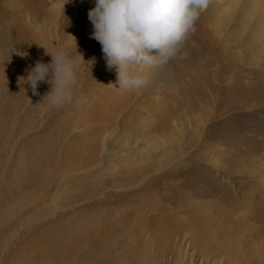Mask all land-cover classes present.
<instances>
[{
	"label": "rangeland",
	"instance_id": "374dc122",
	"mask_svg": "<svg viewBox=\"0 0 264 264\" xmlns=\"http://www.w3.org/2000/svg\"><path fill=\"white\" fill-rule=\"evenodd\" d=\"M94 6L0 0V167L16 157L11 179L0 168V264H98L85 259L95 241L104 264H187L193 250L264 264V1L210 0L183 59L136 66L139 89L119 88L90 38ZM44 47L78 66L59 108L44 101L49 85L33 95L25 80L50 61ZM108 134L127 150L124 175L90 170ZM153 136L163 144L129 157Z\"/></svg>",
	"mask_w": 264,
	"mask_h": 264
},
{
	"label": "clouds",
	"instance_id": "9594fccd",
	"mask_svg": "<svg viewBox=\"0 0 264 264\" xmlns=\"http://www.w3.org/2000/svg\"><path fill=\"white\" fill-rule=\"evenodd\" d=\"M210 0H95L88 12L90 38L102 47L109 71L115 69L121 89H139L147 78L135 71L138 65L157 66L183 59V45ZM43 47V46H42ZM48 63L38 60L26 69L25 80L33 95L49 85L44 101L59 108L71 103L78 84L75 59L62 51H49ZM26 56L27 53H18Z\"/></svg>",
	"mask_w": 264,
	"mask_h": 264
},
{
	"label": "bare ground",
	"instance_id": "6f19581e",
	"mask_svg": "<svg viewBox=\"0 0 264 264\" xmlns=\"http://www.w3.org/2000/svg\"><path fill=\"white\" fill-rule=\"evenodd\" d=\"M264 1V0H263ZM176 61H179V60H176ZM173 62V61H172ZM171 62V63H172ZM170 63V62H169ZM169 63H167V64H163V65H157V66H153V68H152V71H154V70H156V69H158L159 68V71H167V69L168 68H170L171 66L169 65ZM46 90V89H45ZM43 92H40V94H42ZM40 97V96H39ZM33 103H35V102H33ZM34 106V105H33ZM32 109H33V107H32ZM31 111V110H30ZM105 142H104V145H103V149H102V151H101V153H100V158H101V162L98 164V165H96V166H94V167H92V168H90V170H94V169H99L100 171H107L108 172V174H110L111 176H116V175H119V174H123L124 175V173H125V170L128 168V166H126V165H121V164H117V162H118V159H116V157L118 156V155H116L117 153H119L120 154V152L122 153V154H124V152H126L127 150H125V149H121V150H119V151H115L114 150V148L110 145V135L108 134L105 138ZM141 141V140H140ZM152 143H157V146H159V144L160 145H162L163 144V140H161V137H157V136H153L152 138H150V139H148V140H145V141H141L140 142V145L139 146H137V144H139V143H135L136 145H132V149L134 148V150H132V151H130V150H128L129 152L128 153H130V155H129V157L131 158L132 156H135L136 155V151L137 150H147L148 149V151H149V147L151 146V144ZM167 149V148H166ZM163 150H165V149H163ZM170 150V149H169ZM169 150H167V151H169ZM19 151V150H18ZM172 151V150H171ZM165 152L166 151H164V154H162L161 155V157L162 156H164L165 155ZM15 153V152H14ZM127 154V153H126ZM11 155H13L12 157H11ZM15 154H11L10 153V157L7 159V165L5 166V167H3V169H2V171H5V177L6 178H8V179H11L12 178V176H13V168L15 167V165H16V157L14 156ZM121 155V154H120ZM122 157V156H121ZM135 158V157H134ZM114 162L116 163V164H114ZM95 175V174H94ZM99 175V174H98ZM147 177V176H146ZM145 177V178H146ZM144 178V177H143ZM10 181V180H9ZM34 187V186H33ZM28 188H32V185L31 184H29L28 185ZM130 188V187H129ZM22 201V200H21ZM21 201H19V202H16V204H15V206L17 205H20L21 204ZM15 206H13L14 207V209H16V207ZM4 207H9V206H7V205H5V204H2L1 203V205H0V211H2V212H4ZM9 209H10V207H9ZM4 229V228H3ZM1 231V230H0ZM3 231H5V230H3ZM7 232V231H6ZM2 233V231L0 232V234ZM125 239V238H124ZM124 239H123V241H121V242H124ZM93 240V239H92ZM127 240V239H126ZM120 242V243H121ZM119 243V242H118ZM194 243V242H193ZM98 244H100V243H97L96 241L94 242V243H92V245H90L91 246V250H93V253L92 254H90V255H88L87 257H85V259L88 261V262H90V263H95V262H98V264H104V263H109V258H106V257H104V258H102L101 256H100V253H99V248H98ZM195 246V245H194ZM193 247V246H192ZM191 247V248H192ZM116 249V248H115ZM157 249V248H156ZM112 250V249H111ZM178 252H180L181 251V247H179L178 248ZM115 251V250H114ZM149 251H151V248H149L148 246L147 247H145V250L143 251V259H147V256H146V254H147V252H149ZM117 252V251H116ZM135 252V251H134ZM213 252V251H212ZM215 253V252H214ZM127 255L128 254H126L125 255V257H127ZM200 255V254H199ZM108 256H110V255H108ZM172 257H171V260H175V262H176V264H182V261L180 260V258H175L173 255H171ZM137 258V257H136ZM206 257L203 255L202 257L201 256H197V253H196V251H194L193 250V252H190L189 253V259H187L188 260V262H187V264H204L207 260L205 259ZM155 259V258H154ZM208 259V258H207ZM134 260L135 259H133V262H134ZM160 260V259H159ZM162 261L163 262H161L162 264H166V262H165V260H164V258L162 259ZM116 262V261H115ZM126 262V261H125ZM143 262V260L141 261V264H146V263H142ZM145 262H147L146 260H145ZM151 262H153V261H151ZM215 262L216 261H214V262H212V263H210L209 262V260L207 261V264H215ZM128 263V262H127ZM135 263H137V262H135ZM152 264V263H151ZM217 264H230V263H225V262H221V260H220V262L219 263H217Z\"/></svg>",
	"mask_w": 264,
	"mask_h": 264
}]
</instances>
